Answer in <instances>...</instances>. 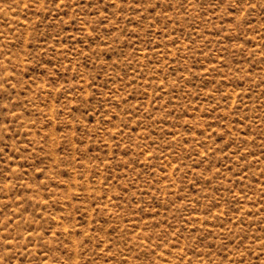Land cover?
<instances>
[{
  "label": "rangeland",
  "instance_id": "374dc122",
  "mask_svg": "<svg viewBox=\"0 0 264 264\" xmlns=\"http://www.w3.org/2000/svg\"><path fill=\"white\" fill-rule=\"evenodd\" d=\"M0 264H264V0H0Z\"/></svg>",
  "mask_w": 264,
  "mask_h": 264
}]
</instances>
